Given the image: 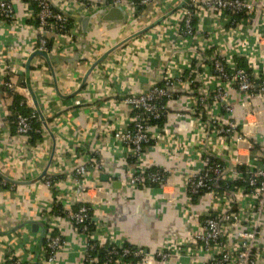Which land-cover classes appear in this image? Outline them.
<instances>
[{
  "label": "crops",
  "instance_id": "obj_1",
  "mask_svg": "<svg viewBox=\"0 0 264 264\" xmlns=\"http://www.w3.org/2000/svg\"><path fill=\"white\" fill-rule=\"evenodd\" d=\"M9 1L15 7L17 26L11 29L0 24V57L6 65V70L0 72V173L22 184H8L9 191L0 179V264H10L13 255L27 261L32 259L42 229L40 233H32L29 226L15 228L26 221L41 223L40 216L55 206V196L67 192L72 170L88 163L90 153L95 150L99 151V157L94 168H87L88 182L93 188L86 203L93 208L97 223L112 230L118 241L150 253L171 240L186 244L188 230H196V221L200 222L202 214L210 211L209 199L193 198L190 212L196 220L193 218L189 226L181 213L187 193L179 174L164 187L130 188L124 181L136 164L111 139L114 129L130 127L127 118L132 116L131 109L115 101V96L143 92L165 76L183 74L186 70L183 63L191 52L190 43L197 47L198 41H189L188 45L184 43L185 48H178L176 24L167 25L168 20H161L145 33L132 37L162 16L166 19L183 0H156L158 3L153 7L136 10L133 15L122 10L124 21L104 20L107 0H85L90 6L84 10L72 0H51L55 10L77 24L78 30L74 28L72 33L76 31L78 37L68 42L58 35H47L52 43L49 55L44 58L32 53L39 34L30 24L33 18L30 6H22L18 0ZM260 17L256 12L249 24L243 20L239 30H230L225 22L227 15L217 18L210 12L197 20L195 29L197 33H215L217 46L208 51L211 55L216 50L231 52L233 47L245 52V47L252 45L250 39L256 29L260 36L264 35ZM258 43L253 45L264 50V39ZM111 49L114 50L86 77L91 66ZM257 64L263 74L264 62ZM3 81L13 86V92H7L5 97L1 95ZM14 93L25 100L27 109L37 110L44 120L42 123L39 119L41 140L34 147L18 139L7 121ZM174 93L165 103V121L159 129L172 139L179 152L173 159H167L161 148L171 151L172 147L152 143L145 148L142 159H147L153 167L179 173L194 161V169L199 170L201 155L199 160L198 146L191 139L198 131L200 119L190 95L180 86L174 88ZM244 102L242 94L230 91L228 104L233 108V119L247 125L245 143L241 144L239 153L230 152L226 140L215 139L205 152L231 167L242 164L253 168L260 165L264 147V100L245 105ZM45 170L61 181L56 190L45 186L44 177L39 179ZM102 176H107V181H102ZM71 205L74 207L75 203ZM52 218L58 234L68 244L58 264H82V237L69 222L58 216ZM154 264L191 263L181 254L166 263Z\"/></svg>",
  "mask_w": 264,
  "mask_h": 264
},
{
  "label": "built area",
  "instance_id": "obj_2",
  "mask_svg": "<svg viewBox=\"0 0 264 264\" xmlns=\"http://www.w3.org/2000/svg\"><path fill=\"white\" fill-rule=\"evenodd\" d=\"M18 1L24 7L29 5L28 0ZM72 1L79 4L83 10L90 6L85 0ZM155 1L107 0L106 6L133 15L139 8L153 7L154 3H158ZM33 2L38 8L36 14L38 26L32 27L37 30L39 39L32 53L49 55L46 49L47 35L56 33L68 42H73L74 36L78 37L75 33L78 30L77 24H73L72 31L67 30L68 16L60 11L55 13L52 10L51 0H33ZM174 9L163 20H168L167 25L178 26L177 47L185 48L184 43L188 45L189 41L193 42L195 39L198 41L197 47L190 43L191 52L183 63L186 65L185 71H188L187 76L184 75L185 71L183 74L167 75L160 83L151 85L143 92L115 96V101L131 109L132 116L127 118L131 128L114 129L111 139L125 150L127 159H133L132 163L136 164L134 170L125 179V185L132 189L145 188L148 185L164 187L173 176L179 174L187 193L186 204L181 210L184 222L189 226L192 224L194 217L191 215L190 207L193 198H208L210 211L202 214L200 222L196 221V230H188L187 238L184 240L186 244L183 241L171 240L150 253L143 248H132L118 241L112 230L97 223L93 208L86 203L87 195L93 188L88 182L87 168H94L99 157V151L95 150L90 153L91 160L88 163L80 164L72 170L67 192L61 195L55 194L54 201L55 204L63 205L64 216L59 218L69 222L82 237L84 242L82 264H132L126 258L137 260L135 264L166 263L170 258L181 254H185L191 264H264V147L260 165L253 168H249L248 165L245 175L237 170L236 167L239 165L231 167L223 160L212 159L205 152L213 139L221 142L226 140L231 147L230 152L237 153L242 147L241 144L245 143L244 129L247 125L245 122L239 124L234 121L233 108L228 104V98L230 91L236 90L244 96L246 100L244 105L253 100H264V73H260L257 64L264 62V50L253 45L261 42L264 35L260 36L256 29L250 39L252 45L249 43V46L245 47V52L233 47L231 52L219 53V50H216L213 55L207 56L206 52L217 46L215 33H197L195 29L197 20L204 18L210 12L216 14L217 18L227 15L228 19L225 22L230 30H239L242 26V21L237 23L232 18L236 14H244V20L249 24L253 15L259 12L260 22H264V0L258 2L257 0H190L182 9L177 11ZM31 13L34 17L33 10ZM0 24L8 25L7 27L10 26L11 29L17 26L15 7L9 0H0ZM74 28L76 31L72 33ZM221 33H224V29H221ZM229 42L228 40L227 46L231 45ZM234 56L248 60L253 79L244 70L236 68ZM3 70H6V65L0 57V72ZM226 70H235V72L229 75ZM176 86L182 87L190 95L192 107L201 120L191 142L198 146V158L201 155L199 160L202 166L199 170H195L193 161L186 166V171L180 173L161 168L158 171H151L153 166L148 164L147 159H142L149 144L166 143V146L172 147L171 151L161 148L162 154L167 159H173L179 152L178 147L173 146L172 139L162 134L159 127L149 124V119L165 118V103L173 98ZM1 90L4 91L1 95L5 97L7 92H13V86L3 81ZM20 106H26L25 100L20 101ZM35 119L39 121L36 110H32L29 116L16 117L14 135L26 144H28V136L33 132L32 125ZM236 160L240 161L239 158ZM43 181L50 190H56L61 184L59 178L52 173L46 174ZM241 181L247 184L249 190L240 187H236L235 190L228 188V184ZM2 184L4 186L5 182ZM219 185L223 188L220 192L216 191ZM68 192L71 194L69 197ZM71 203L81 205L73 210ZM52 219L48 211L39 218L47 228L44 236L45 245L41 247L38 264H58L59 258L68 248V244L58 234ZM92 223L94 230L90 233L89 228ZM97 247L105 252V259L102 262H99L97 257L89 255V252L95 251ZM9 261L10 264H32L31 258L27 261L20 255H13Z\"/></svg>",
  "mask_w": 264,
  "mask_h": 264
},
{
  "label": "trees",
  "instance_id": "obj_3",
  "mask_svg": "<svg viewBox=\"0 0 264 264\" xmlns=\"http://www.w3.org/2000/svg\"><path fill=\"white\" fill-rule=\"evenodd\" d=\"M28 3H29V6H30L31 10H33V12H34V17L32 18V20H30V24L33 27H37L38 26V19L36 17V14L38 13V8H37L36 4H34L33 0H28ZM52 10L55 13H58V11L55 10L54 8ZM137 10H138V12L142 11V8H139ZM232 18H233L234 21L239 23V22H241V21H243L245 19V15L244 14H236ZM72 27H73V19L70 17L68 19V24H67L66 29L67 30L71 29V31H72ZM55 35H57V34L55 33ZM46 41H47L46 49L48 51H50L52 40H51V38L46 36ZM206 55L211 56V54L209 52H206ZM234 62H235V66H236L237 69L244 70L246 73L249 74L250 78L253 79L252 76H251L248 64L243 58L237 57V58H235ZM207 64H208V62H207ZM193 66H194V64H193ZM234 72H235V70H226V73H228L229 75H232ZM187 73H188V71H185V73H184L185 77L187 76ZM11 97H12V104H11V107L9 109V112L7 113V115H8L7 121L10 124V128L14 132V126H15V121H16L17 115L29 116L31 114L32 110L27 109L24 106H20V101L22 99L16 93L11 94ZM164 121H165L164 117H161L158 120L149 119V124H151V125H153L155 127H160L162 124H164ZM32 126H33V132L28 136V142L30 143L31 146L34 147L36 145V143H38L41 140V138L39 136L40 134L38 133L39 132V130H38L39 129V121H38V119H35V121H33V125ZM150 145L151 144H149L148 146H150ZM129 161L130 162H134L133 159H130ZM236 168H237V170H239L240 172H242L245 175V173H246L245 166L239 165ZM150 170L151 171H158L159 168L152 167ZM9 186L10 185H8V184H4L3 187L4 188H9ZM148 187H157V186L156 185H148ZM236 187H240V188H244L246 190H249V188L247 187V184L245 182H243V181H241V182H233V183L228 184V188L231 189V190H233V189L235 190ZM221 190H223V188H222L221 185H219V188L216 189V191L220 192ZM80 205L81 204H75L74 207H73V210H76ZM50 214L52 216H54V217L55 216L63 217L64 216V209H63L62 205L55 204V206H53V208L51 209ZM46 228L47 227L45 226V229ZM93 230H94V224L92 223L90 225L89 232L92 233ZM44 245H45V240L43 239L42 247ZM132 248H134V247H132ZM89 255L91 257H97L99 262H102L105 259V252L103 251V249H99L98 247L96 248L95 251L89 252ZM126 260L130 261V263H132V264H135L136 261H137V260H135L133 258H131V259L130 258H126Z\"/></svg>",
  "mask_w": 264,
  "mask_h": 264
},
{
  "label": "water",
  "instance_id": "obj_4",
  "mask_svg": "<svg viewBox=\"0 0 264 264\" xmlns=\"http://www.w3.org/2000/svg\"><path fill=\"white\" fill-rule=\"evenodd\" d=\"M190 2V0H183V2L181 4H179L175 9L174 11H177L179 9H182L183 7H185L188 3ZM105 15L103 16L104 17V20L106 21H116V20H123L124 21V16L125 14L123 13L122 10H119L117 8H108V10L104 13ZM165 19V16L161 17L159 20L155 21L154 24H152L151 26H148L147 28H145L142 32H139L138 34H135L133 35L132 37H135L137 35H140L141 33H145L147 30H149L150 28L154 27L155 25L159 24V22L161 20ZM83 28H85V21L83 22ZM112 50L114 49H111L109 50L107 53H105L102 57H100L92 66L91 68L88 70L87 72V75L86 77L90 74V72L99 64L101 63L104 58L110 53L112 52ZM37 55V56H42L43 58L44 57H47L46 54L44 53H39V52H35L34 53V56ZM33 56V55H32ZM31 56V57H32ZM37 111V110H36ZM38 112V111H37ZM38 116H39V119L42 123H44V120L43 118L41 117V115L39 114L38 112ZM46 176V170L45 172L42 173V175L40 176L39 179H41L42 177H45ZM0 179L7 183V184H11V185H18V184H22V183H19V182H15L13 180H10L9 178L3 176L1 173H0ZM101 180L102 181H107V176H102L101 177ZM29 226L30 227V231L32 233H40V230L42 229L41 231V236L39 238V241L37 242V245H36V249H35V253L32 257V264H38L39 262V256H40V251H41V247H42V241L44 239V236H45V233H46V229H45V226L39 222H35V221H26V222H23L21 225H19L18 227L15 228V230H18L20 228H23V227H27ZM14 232V230H13ZM11 233V231H10Z\"/></svg>",
  "mask_w": 264,
  "mask_h": 264
}]
</instances>
